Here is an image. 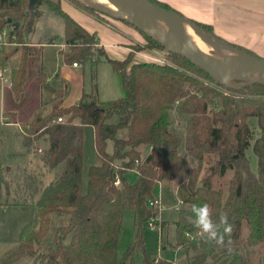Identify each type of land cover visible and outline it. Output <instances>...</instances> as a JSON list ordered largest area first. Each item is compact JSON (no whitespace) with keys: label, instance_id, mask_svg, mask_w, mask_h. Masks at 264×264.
<instances>
[{"label":"trees","instance_id":"obj_1","mask_svg":"<svg viewBox=\"0 0 264 264\" xmlns=\"http://www.w3.org/2000/svg\"><path fill=\"white\" fill-rule=\"evenodd\" d=\"M150 1L176 11L158 0ZM40 5L38 0L35 11L30 12V0H0V28L11 29L22 45L0 50L1 66L21 53L11 74L17 97L22 94L30 71L31 48L26 39L42 16ZM49 7L65 20L69 48L65 61L93 60L94 47L98 45L96 35L61 6ZM191 21L215 35L211 25ZM140 33L152 47L165 50ZM103 55L102 51L99 56ZM168 58L172 66L133 63L131 53L124 61L108 58L121 75L122 97L101 102L94 74L92 92L84 94L78 104L64 108L59 101L52 112L40 111L28 124L27 134L22 135L25 145L32 147L41 140L46 143L38 165L60 172L54 180L37 188L38 199L29 202L40 221L39 228H26L19 246L8 252L0 264H14L25 257L29 258L28 264H135L134 255L139 250L144 253L145 264H173L150 255L142 236L144 222L156 213L148 203L155 198L157 181L178 184L183 207L175 221L176 247L185 250L188 264H264V86L230 88L182 56L168 52ZM173 109L188 116L184 138L170 128L168 112ZM56 116L63 117L64 123L52 124ZM251 118L257 119L256 128L251 126ZM85 127L94 130L95 149L101 160L89 168L86 189ZM251 142L258 159L257 173L251 170L246 154ZM183 145L185 155L180 150ZM145 150L148 154L138 166L139 175L131 182L129 170L135 167L136 160H143ZM33 152L37 153L38 148ZM116 163L119 168L114 166ZM117 175L120 186L115 185ZM205 203L211 207L216 222L221 212L227 213L228 222L233 225L231 245L227 244L229 237L223 247L204 238L186 237V231L198 230L187 219L193 215L192 206ZM125 210L135 213L137 236L118 260ZM54 214L67 216L68 223L56 230L50 245L44 239Z\"/></svg>","mask_w":264,"mask_h":264},{"label":"rangeland","instance_id":"obj_2","mask_svg":"<svg viewBox=\"0 0 264 264\" xmlns=\"http://www.w3.org/2000/svg\"><path fill=\"white\" fill-rule=\"evenodd\" d=\"M41 5L38 7L39 12L42 14V16L37 20L34 26L33 32L27 37V41L29 42H49L51 39H54V41L62 45L64 44V26H65V20L58 14H56L54 11L50 9L49 6L56 5L61 6L63 9V5H71L73 8H76L78 11L83 12L87 16L93 18L94 24H96V27H101L102 29H108L106 26H111L114 31L112 32L113 35L117 34L120 36V40L125 38L124 36H129L135 34L137 38H135L132 41L131 45V54H132V62H150L155 63L152 59L155 57H164L169 61L168 58V52L166 50H162L156 47H152L150 45V42L134 27L130 26L131 24L124 22L118 18L105 15L88 5L79 2L77 0H40ZM162 3L168 4L170 7L178 11L175 6H177L176 0H158ZM182 2V0H179ZM183 3H186L187 5H190L189 0H183ZM77 3L84 5L88 8H91L95 10V13L81 7V5H78ZM37 7V6H36ZM180 8V7H179ZM64 10V9H63ZM186 13V15L182 14L186 18L190 20L197 21L193 17L196 15L191 14L190 8L182 9ZM180 14L181 12L178 11ZM199 22V21H197ZM203 24L210 25L208 23L200 22ZM212 26V25H211ZM213 27V26H212ZM201 28V27H200ZM203 29V28H201ZM214 29V28H213ZM204 30V29H203ZM205 31V30H204ZM208 35H210L211 38H213L216 41V38L218 36L215 34L205 31ZM123 33L124 36H121ZM215 33V32H214ZM98 36V33H97ZM99 37V36H98ZM221 42H226L223 39H219ZM230 43V42H226ZM95 49V55L93 57V60H88L86 62H80L81 63V72L84 71L85 78L84 81L86 84H90L93 81L94 74L96 75V83L101 84L103 87V90L109 91L107 92L109 98L113 97H119L120 91H121V85L120 82H116V71L112 68V65L110 62L104 58L103 56H99V54L102 52L100 48H98L97 45L94 47ZM44 54L39 48H35L33 50V56H32V62L34 64V72L35 74H39L40 70H44V72L49 75L50 77H55V74H60V79L57 80L51 79L50 84L56 85L59 82L61 83L64 81V76L62 75L63 68L67 65L65 60L63 61V57L59 55L60 47H47L44 49ZM211 54L216 55V52L213 50H210ZM21 53L16 54L15 56H20ZM14 56V57H15ZM257 56V55H256ZM12 58L7 66L9 68H13L18 64V58ZM260 57V56H258ZM31 62V60H30ZM170 62V61H169ZM171 63V62H170ZM173 65V63H171ZM121 79V76H120ZM31 82H36L35 76L30 78ZM9 88V87H7ZM38 97V96H37ZM57 100V99H56ZM58 102V101H57ZM56 102V103H57ZM54 103V105L56 104ZM53 105V106H54ZM44 114H49L53 111V109H45L42 110ZM169 114V120H170V128L179 133L183 138L185 136V130H186V123L188 116L179 115L175 109L170 110L168 112ZM251 126L253 128H256L257 125V119L251 118L250 119ZM112 144H110L111 146ZM45 145L42 141H40V148H44ZM85 154H84V185H87V171L90 165L94 163H98L99 159L97 157V152L95 149L94 144V133L91 128H88L85 130ZM182 153L185 155L184 151V145L180 149ZM40 154L37 152V154L33 155L34 158H37L36 165L39 164ZM148 154V151L142 152V159L145 158ZM247 156L250 160V167L251 170L255 173L258 171V159L253 151V142H251V145L248 147L246 151ZM186 158L191 161V158L189 156H186ZM35 164L33 163V169H35ZM29 168V166H28ZM24 168L19 169L18 173L16 175H13L9 177L7 174H4L2 169L0 170V179L4 182V184H7L9 182V179L13 181V179L17 178L21 180V184H19V187L22 192L23 198L29 200L31 202L32 200H37L39 197V192L35 191L34 188L30 187V176L35 177L37 180V183L34 181V185L37 186V188H42V186L48 184L50 181L54 180L59 170L55 171H48L41 166L38 165L37 171L33 173V175H30L29 172L23 171ZM16 179V180H17ZM34 179V178H33ZM129 179L131 182L135 181L137 179V174L131 173L129 175ZM227 180V179H226ZM223 182H225L223 180ZM35 187V186H33ZM32 191V193H31ZM32 199L30 200V196ZM160 196L162 198V212H161V218L164 222H166V226L164 227L162 237H160V233L156 231H151L149 229L148 221L144 222L143 229H142V236L145 241L146 250L150 255L154 256H160L164 259H167L169 261L178 260L180 261L179 264H188L187 262V256L186 252L183 248L177 249L176 247V225L175 221L178 219L179 210L183 207L182 201L180 200L179 193H178V184L176 181H162L161 185L157 184L155 187V197ZM7 198L2 197L0 200V260L4 257V255L10 251H13L16 249L17 246H19L21 241V234L20 229L24 227H31V228H39L40 221L35 216V210L34 208L30 206H13V207H3V204L6 202ZM10 201H12L10 199ZM68 223V217L62 216L60 214H54L51 219V225L50 230L46 238L44 239V243L53 245L54 235L56 230L61 227L62 225H65ZM137 236L136 231V216L133 210H125L123 212V222H122V230L119 237V244H118V260H121L123 255L127 252L129 247L132 245V243L135 241ZM204 240H208L205 236H203ZM67 242L70 241L69 238L66 239ZM134 262L135 264H145L144 262V253L139 250L134 255ZM29 258H23L19 262H15L14 264H28Z\"/></svg>","mask_w":264,"mask_h":264},{"label":"crops","instance_id":"obj_3","mask_svg":"<svg viewBox=\"0 0 264 264\" xmlns=\"http://www.w3.org/2000/svg\"><path fill=\"white\" fill-rule=\"evenodd\" d=\"M190 5L183 3L182 0H176L177 6L175 8L186 15L182 9L190 8V13L193 18L199 22L208 23L213 26L215 34L226 42L233 43L237 46L245 48L255 55L264 58V0H189ZM186 2V0H185ZM180 7V8H179ZM64 11L69 14L75 21H77L83 28L92 34H95L98 40V48L102 49L105 53L104 58L108 60L124 61L128 58L131 50L132 41L137 38L135 34L121 36L125 38L120 40V36L113 35L114 31L111 26H106L108 29H102L96 27L94 19L87 16L83 12L78 11L71 5H63ZM98 33V36H97ZM64 44H57L54 39L49 42H29L27 44L31 48L30 60L31 67L28 74L27 81L24 85L23 92L20 97H17L12 88H5L2 91L0 87V170L7 174L9 177L16 175L19 169L24 168L23 171L29 172L33 175L38 169L37 158L33 155L37 154L33 152L35 148L40 147V141H35L32 147H27L24 142L23 136L18 132L15 127L5 126L1 123V118L4 116L12 122H20L22 124H29L33 121L35 116L42 110L53 109L54 103L61 101V106L64 108L74 106L79 103L84 94L92 92L94 79L89 84L84 81L85 73L81 72V63L75 67L73 63H66L63 68L62 75L64 81L59 82L56 85H51V79L55 77L60 79V74H55V77H50L44 70H40L39 74H35L34 64L32 62L33 50L39 48L44 54V49L47 47H60L59 55L65 60L64 54L69 52V48L65 39V26H64ZM18 58L19 56H15ZM66 62V61H65ZM18 64L15 66L17 67ZM1 66V64H0ZM7 66V65H6ZM10 68L11 70L14 69ZM35 76L36 82L32 83L30 78ZM120 73H116V82H120L121 91L120 96L116 98H109L107 96L109 91L103 90L101 84L98 86V98L101 102H108L124 95L122 79H120ZM94 78V77H93ZM45 82L47 85H45ZM110 93V92H109ZM38 96V97H37ZM57 99V100H56ZM92 127H85V130ZM94 133V130H93ZM42 141V140H41ZM46 146V143L42 141ZM85 146V142H84ZM85 154V149H84ZM99 162L89 166H96L101 163L99 156L97 155ZM33 163L35 169H33ZM29 166V168H28ZM88 168V171H89ZM87 171V174H88ZM17 176V175H16ZM30 187L37 191V186L34 185V181L37 183L35 177L30 176ZM34 178V179H33ZM10 180L7 184L0 179V200L2 197L7 198L3 207L13 206H30L34 208L29 200L23 198L22 192L19 187L21 184L20 179ZM35 186V187H33ZM87 185H84L86 189ZM32 193V191H31ZM29 195V194H28ZM30 196V195H29ZM30 200L32 197H29ZM10 199L12 201H10ZM2 205V203H0ZM166 222H164V227ZM29 227V226H28ZM24 227L20 229V236L22 238L23 231L28 228ZM37 230L36 228H33ZM21 242V241H20ZM18 247V246H17ZM16 247V248H17ZM181 249V248H177ZM7 254V253H6ZM5 254V255H6ZM4 255V256H5ZM178 261V260H177ZM180 263V261H178Z\"/></svg>","mask_w":264,"mask_h":264},{"label":"water","instance_id":"obj_4","mask_svg":"<svg viewBox=\"0 0 264 264\" xmlns=\"http://www.w3.org/2000/svg\"><path fill=\"white\" fill-rule=\"evenodd\" d=\"M38 0H30V12H34ZM78 1V0H77ZM113 11L90 6L105 14L118 18L135 26L140 32L157 42L167 52L174 53L189 60L193 65L207 73L217 82L230 88H243L252 85L264 86V58L239 50L229 43L210 42V35L182 14L164 9L150 0H109ZM80 2V1H79ZM87 5V4H86ZM8 24L12 23L9 19ZM168 28L176 36L166 38L159 32ZM192 31L198 33L215 49H226L238 55V60L231 63H217L205 56L196 45Z\"/></svg>","mask_w":264,"mask_h":264},{"label":"built area","instance_id":"obj_5","mask_svg":"<svg viewBox=\"0 0 264 264\" xmlns=\"http://www.w3.org/2000/svg\"><path fill=\"white\" fill-rule=\"evenodd\" d=\"M26 45L29 46L27 42H26ZM20 46L22 45L18 42L17 35L13 33L11 29H9L8 27L0 28V50L11 49V48H16ZM152 60L157 64L172 66V64L164 57H155ZM73 65L75 67L79 66L78 63H74ZM11 74H12V70L8 66H0V87L2 91H4L6 87L12 88L13 83H12ZM64 121L65 119L63 117L56 116L52 120V124H61V123H64ZM1 123L5 126L15 127L21 135H26L27 129L30 128L28 124H22L20 122H12L8 118H5L4 116H2L1 118ZM42 150H43L42 148L40 147L38 148L39 153H42ZM143 161L144 159L136 160L134 164L135 167L133 169H130V170L128 169V170L134 174L139 175L138 166L142 164ZM119 165H120L119 163H116L114 166L116 168H119ZM161 182L162 181H157V184L161 185ZM121 184H122L121 178L117 175L115 179V185L120 186ZM148 204L151 209L156 211L153 217H151L150 220L148 221L149 229L151 231L159 232L160 237H162L163 230H164V221L161 218L162 198L160 196L155 197L154 199L149 200ZM185 235L190 240H195V239H199L203 237L199 233V230L186 231ZM172 262L173 264H179L177 260H174Z\"/></svg>","mask_w":264,"mask_h":264},{"label":"clouds","instance_id":"obj_6","mask_svg":"<svg viewBox=\"0 0 264 264\" xmlns=\"http://www.w3.org/2000/svg\"><path fill=\"white\" fill-rule=\"evenodd\" d=\"M191 212L193 215L187 218L188 222L194 225L202 236H205L209 241H213L222 247L225 246V238L229 237L227 244L231 245L230 237L233 231V225L228 222L226 212L220 213L218 222L213 220L212 209L206 203L200 206L193 205Z\"/></svg>","mask_w":264,"mask_h":264},{"label":"bare ground","instance_id":"obj_7","mask_svg":"<svg viewBox=\"0 0 264 264\" xmlns=\"http://www.w3.org/2000/svg\"><path fill=\"white\" fill-rule=\"evenodd\" d=\"M78 1H80L84 4H87V5L102 8L105 10H109V11L114 10V7L112 6V4L110 3L109 0H78ZM159 32L162 36H164L166 38H172L173 39L176 36V32L171 30V29H168V28H160ZM192 36H193V39L196 42V45L198 46L199 50L205 56H207L211 60H214L217 63H231V62L238 60V58H239L238 55H236L235 53H232L229 50L215 49L195 31H192ZM209 40L211 43L217 44L213 38L210 37ZM210 50H213L214 52H216V55L211 54Z\"/></svg>","mask_w":264,"mask_h":264}]
</instances>
